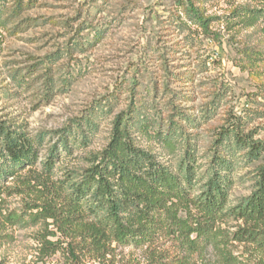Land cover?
Segmentation results:
<instances>
[{
	"label": "rangeland",
	"instance_id": "obj_1",
	"mask_svg": "<svg viewBox=\"0 0 264 264\" xmlns=\"http://www.w3.org/2000/svg\"><path fill=\"white\" fill-rule=\"evenodd\" d=\"M5 3L12 9L13 0ZM196 5L212 19L210 33L186 20L179 0H23V7L0 24V124L28 137H43L37 161L6 183L0 264H72L61 252L42 255L41 241L53 228L32 220L35 210L24 212L16 224L4 215L39 202V192L31 187L35 177L80 181L109 143L114 120L130 107L133 116L148 118L152 132L173 140L169 147L133 128L135 146L171 170L186 151L193 155L192 195L207 179L221 130L238 128L264 143V22L246 27L235 15L239 6L259 5L250 0H197ZM245 49L261 52L256 69L249 70ZM45 65L50 80L44 77ZM88 117L91 124L86 126ZM70 126L65 133L69 149H61L47 171L44 156L58 138L49 131ZM224 143L233 145L230 139ZM245 151L231 146L225 154L231 161L226 208L252 192L263 163L264 152L250 160ZM246 225L231 216L216 222L228 235ZM255 227L264 231V222ZM155 248L167 251L165 264H264V249L233 239L225 248L235 257L233 263L211 245L181 253L161 238ZM148 251L116 247L104 262L87 256L80 264H145Z\"/></svg>",
	"mask_w": 264,
	"mask_h": 264
},
{
	"label": "trees",
	"instance_id": "obj_2",
	"mask_svg": "<svg viewBox=\"0 0 264 264\" xmlns=\"http://www.w3.org/2000/svg\"><path fill=\"white\" fill-rule=\"evenodd\" d=\"M5 1L0 0V24L6 23L23 7V0H13L12 9ZM250 1L258 4V8L239 6L235 13L238 22L246 27L259 19L264 22V0ZM196 2L179 0L180 9L187 21L210 33L208 28L212 19L203 15V9ZM177 20L178 24L183 23L179 16ZM243 53L251 58L247 61L249 70L256 69L263 59L259 50L245 49ZM45 69L44 77L50 80L49 65H45ZM36 96V102H39L41 98ZM132 112L130 107L125 115L114 120L109 143L92 160L91 167L80 181L55 182L35 177L36 184L31 187L39 192V202L27 204L22 212H8L4 218L10 224H16L24 212L35 210L30 213L31 219L43 220L46 227L51 225L53 228L46 231L41 241L42 255L61 252L72 264H80L87 256L104 262L106 256H114L116 247L126 246L149 249L145 264H165L167 251L156 252L155 248L161 238L170 240L175 250L181 253H192L211 245L219 251L222 259L230 263L235 257L225 248L231 239L264 249V231L255 227L264 222V159L257 167L252 192L236 206L226 208L231 186L227 171L231 161L225 155L233 146L246 150L245 155L250 160L258 159L264 152V143L253 140L238 128L221 130L214 141L212 167L207 179L202 190L192 195L193 155L186 151L175 170L157 162L151 152L134 145L130 129L134 128L147 138L169 147L173 140L159 131L152 132L148 118L139 113L133 116ZM78 124L79 127L85 126ZM90 124L88 117L86 126ZM49 132L58 138L46 150L43 164L47 171L52 169L60 150L66 152L69 149L65 133L71 132V126ZM79 133L82 137L86 134L82 128ZM72 137L76 139V136ZM42 138L28 137L0 124V212L4 196L9 193L6 183L37 161ZM225 139H230L233 145H224ZM228 216L243 220L247 225L228 235L216 227L217 221ZM47 219L50 220L48 223ZM47 236L56 239L47 240Z\"/></svg>",
	"mask_w": 264,
	"mask_h": 264
}]
</instances>
